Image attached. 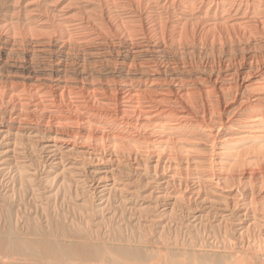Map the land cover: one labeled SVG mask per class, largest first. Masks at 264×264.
<instances>
[{"label": "rangeland", "instance_id": "1", "mask_svg": "<svg viewBox=\"0 0 264 264\" xmlns=\"http://www.w3.org/2000/svg\"><path fill=\"white\" fill-rule=\"evenodd\" d=\"M94 3L0 0V264H264L263 177L254 182L246 178L248 172L260 171L261 161L247 159V173L228 177L230 161L223 139L239 127L229 122L225 123L228 127L223 126L218 112L207 128L171 131L174 146L170 153L182 163L164 173L152 168L159 151L145 135L153 126L142 129L139 142L119 139L113 144L114 125L93 121V130L107 135L88 143L79 140L75 145L60 140L70 125L47 127L40 121L47 110H38L33 123L18 122L20 106L17 97L10 101L9 89L15 88L14 94L23 96L22 81L54 83L57 75H64L70 81L73 76L78 80L92 77L98 83L111 77L114 53L106 62L79 46L70 45L72 52L62 55L55 52L59 43L49 46L50 52L37 49L38 42L45 43L50 36L74 37L77 31L66 19L90 16V12L96 19ZM54 56L70 69L55 71ZM31 66L36 72L32 78ZM33 102L27 106L30 111ZM232 108L225 120L236 118L229 114ZM87 147L104 152L93 160ZM111 153H121V160H108Z\"/></svg>", "mask_w": 264, "mask_h": 264}, {"label": "bare ground", "instance_id": "2", "mask_svg": "<svg viewBox=\"0 0 264 264\" xmlns=\"http://www.w3.org/2000/svg\"><path fill=\"white\" fill-rule=\"evenodd\" d=\"M92 1L98 10L96 19L91 17V12L90 16L71 15L73 18L66 19V22L72 30L77 31L75 36H50L47 42H38L37 49L40 52H50L53 49L49 46L59 43L55 52L62 55L64 52L68 54L69 50L72 52L71 46H79L98 60L106 62L110 61L114 53L116 57L111 77L106 76L98 83L92 77L78 80L73 76V81H70L71 78L66 79L63 74L57 75L54 83L36 79L22 81L19 86L26 96H16L13 92L15 88L9 89L12 92L10 101L17 97L20 106L16 112L18 122L33 123L38 110H47L41 115L40 121L47 127L70 125L66 133L62 132L64 135L60 136V140L65 143L73 142L75 145L79 140L88 143L91 139H103L107 135L103 131L95 132L91 125L93 121L97 123L105 120L114 125V130H111L113 144L119 139L139 142L143 138L142 129L153 126L151 132L145 135L147 141L152 142L159 151L152 168L156 173L160 169L164 173L182 163L175 157L177 155L170 153L174 146L171 131L175 128H183L186 132L188 129L207 128V124L216 121L217 118L214 119L213 116L218 112V120L223 126L228 127L225 123L229 122L230 126L239 127V131H232L223 139L230 161L231 171L228 172V177L244 175L247 159L256 157L261 161L260 171L246 172V178L254 182L261 176L264 182V0ZM55 59V71L60 73L70 69L60 57ZM29 69V73L33 75L31 78L36 76L32 66ZM32 101L34 109L30 111L27 106ZM232 106L229 114L234 113L236 118L225 120V115ZM214 135L217 136L216 133ZM102 149L106 152L109 148ZM146 150L145 148L144 151ZM85 151L93 160L98 157L97 148L87 147ZM120 154L111 153L108 160L118 162L121 160ZM186 158L189 159L185 157V160ZM165 182L168 184L169 180ZM42 264L45 263L42 261Z\"/></svg>", "mask_w": 264, "mask_h": 264}]
</instances>
